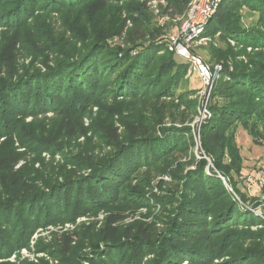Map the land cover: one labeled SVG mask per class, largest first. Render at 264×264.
<instances>
[{
	"label": "trees",
	"instance_id": "obj_1",
	"mask_svg": "<svg viewBox=\"0 0 264 264\" xmlns=\"http://www.w3.org/2000/svg\"><path fill=\"white\" fill-rule=\"evenodd\" d=\"M120 1L126 0H0V27L14 30L0 44V138L5 137L0 141V264H50L44 257L37 262L19 261L20 255L15 261L9 258L30 248L39 227L101 211L100 228L82 223L55 231L50 242L37 240V251L57 257L60 264H264V217L245 206L249 202L255 208L261 199L241 191L235 178L244 168L240 128L264 145V0H223L206 25V34L220 31L236 40V46L216 53L224 61L223 72L211 95L212 117L201 129L203 150L215 166L210 173L205 158L179 160L177 153L183 156L192 146L191 127L164 122L168 112L175 119V105L160 100L185 86L188 63L173 51L160 53L165 44L155 42L160 29L151 28L148 0H129V14L117 27L97 25L100 14ZM190 1L165 0L162 14L183 17ZM243 8L260 16L251 27L242 22ZM76 9L75 20L84 17L91 30L73 29L74 42L53 40L44 21ZM41 15L46 19L39 22ZM128 20L133 25L129 44L110 47L108 39L120 34ZM38 22L43 27L30 34ZM20 31L27 34L26 47L42 55V67L19 70ZM87 34L96 36L87 39ZM139 101L149 102L142 107L147 113ZM126 110L144 115L125 116ZM49 112L61 115L49 133L20 128L27 116ZM107 113V121L96 120ZM116 114L123 129L113 120ZM15 133L25 134L22 146L37 152L32 161L21 164L30 151L17 150ZM94 135L106 150L99 151ZM79 136H85V144L65 152L67 138ZM43 150L53 158L60 152L65 161L48 166ZM214 168L231 179L244 204ZM168 169L175 181L172 189L150 197L152 170ZM163 184H158L161 189ZM159 202L168 212L163 228L145 219L123 223L141 207L148 208L145 216L152 214Z\"/></svg>",
	"mask_w": 264,
	"mask_h": 264
},
{
	"label": "rangeland",
	"instance_id": "obj_2",
	"mask_svg": "<svg viewBox=\"0 0 264 264\" xmlns=\"http://www.w3.org/2000/svg\"><path fill=\"white\" fill-rule=\"evenodd\" d=\"M129 0L126 1H120L118 5H114L110 9L104 11L100 14L99 19L97 20V25H100L101 27L108 28L111 24H113L115 27H117L119 24V21L122 18H125L129 14ZM133 2V0H131ZM128 3V4H127ZM165 0H148V5L150 6V14H151V28L159 27L160 33L156 34L155 42L157 44H165V47L160 51V53H163L164 51H172L170 49L169 39L171 35H178L180 33V27L182 24L183 17L182 16H176V17H170L168 15L162 14L161 10V4H165ZM79 9L70 11V12H64L62 13H53L52 15H49L46 19V16H40L43 18H39L38 21H44V24L47 25L44 26L48 27L53 35V40H59L60 38H64L65 40H70L74 42L75 39H77L76 35L73 32L74 30H78L82 32V28L89 27L88 23L84 21V17H80L78 20H75V16ZM242 22L246 27H251L254 25L258 19L259 14L257 12H252L248 8L242 9ZM38 22V25H34L31 28L32 33H37L38 29L41 30L43 26L40 25ZM133 28L132 22L130 20L127 21L126 25L122 29L120 34H117L111 38L108 39V44L110 47L115 46H126L129 44V31ZM27 30V29H23ZM91 30V28H88V32ZM206 30V29H205ZM14 30L13 29H7L0 27V44L3 43L5 38L11 34ZM29 31V30H28ZM93 31V29H92ZM94 32V31H93ZM23 33V34H22ZM20 31V44H19V70H25L26 68H31L34 65H39L42 67L41 61L43 60L42 55H39V51H31L26 46V39L27 34L25 35V31ZM96 35L87 34V39H93ZM203 39L200 41H194L191 44V51L194 54H197L201 56L210 67H215L216 64H222L224 66V61L219 60L216 58V53L218 52V49H226L228 46H236V40L230 37H223L220 31H217L215 33L206 34L204 31L203 33ZM146 46L150 44L149 41L145 43ZM39 46V48H41ZM248 51H251L252 48L248 47ZM239 50V47H237L236 51ZM242 53V52H241ZM240 53V54H241ZM176 54V53H175ZM176 57L179 60L186 61L188 63L187 72L185 74V86L182 85L178 90L177 93L174 96H163L160 101H164L165 103H173L175 105V119H173V115L168 112L166 114L164 122L167 124H177L179 126L182 125H189L191 127V134H192V146L189 150V152L183 156L180 155V153H177L178 157H180L179 160L185 162V161H191L196 158H205L208 161V165L206 167V170L210 173V166L215 167L212 164V158L206 154V152L203 150L202 146V125L207 120H209L212 117V111L210 109V104L212 101V91L215 86V83L220 78L223 69H221V72L216 76V79L214 81L213 87L211 89V92L208 97L203 96V91L205 89L204 86V80L200 76V74L192 67L191 63L184 59L183 57L176 54ZM246 56L240 55L239 58H245ZM230 62V61H228ZM187 93L185 94V97L180 96V93ZM207 98V99H206ZM187 99L188 102H185ZM185 100V101H184ZM159 103V102H157ZM140 108L142 111L148 112V109H142L145 104H149L148 101H139ZM98 107H93V114L97 113ZM141 111L136 112H129L125 111V116L134 115L135 117H139ZM61 115L54 114L53 112H49L45 115H37L34 116H27L26 119L23 122V125L20 126L22 129H27L30 126H34L36 128V131L39 129H43L45 133H49V131H52L54 127L57 125L58 120L60 119ZM89 116H86V118H83V121L86 125H89L90 119ZM110 118V114H98L96 116V120L99 122H105ZM113 120L117 124H121L119 116L116 114L113 117ZM121 129H123V125H120ZM21 129V130H22ZM92 131L88 132V135H92ZM21 135L22 138H25V134L23 133H15L12 136V139L14 141L15 147H17L18 151H30L27 149V147L22 146L21 144ZM97 136L94 135V144L99 148V151H104L108 147L100 141ZM5 137L0 138V141H2ZM93 138V136H92ZM67 144L64 143V151H77L78 148L81 147L82 144H85L86 138L85 136H79L78 138H73V140L68 139ZM237 141L238 145L241 147L242 155L244 156V168L242 170V175H236V180L238 181V186L241 189V191L247 193L250 197H258V199H262L264 196L262 192V179L264 178V145H258L254 143L252 136L243 128H240V130L237 133ZM102 144V145H100ZM51 151L49 150H43L41 155L45 160L48 162V166H51V164H57L59 162L65 161L63 154L60 152H56L55 158L52 157ZM37 157L36 151H30L27 152V156L25 159L21 161V164L24 163L26 160L32 161L33 158ZM36 166H41V161L38 160L36 162ZM176 164L174 165V167ZM188 168L193 167L191 163H187ZM186 166V167H187ZM217 175L221 177L223 180L225 186L228 188V190L232 193L233 197L242 202V199L239 197L237 192L234 190L231 179L229 177H226L223 175L217 168H214ZM153 174V186L150 187L148 195L152 197L153 193L157 194H163L172 189L173 183L175 182L173 179V176L171 174V169H168L167 171L158 172L157 170H152ZM163 181V189L159 187V182ZM243 203V202H242ZM244 204V203H243ZM249 209H256L253 205H251L249 202L247 205H245ZM162 204L159 202L154 206L153 213L150 215H144L148 212L147 207H141L137 210V212L127 217L123 223L131 222L135 219H145L147 221H156L157 226L159 229L164 227L163 220L167 219L166 215L168 212H163ZM160 216L162 218L159 220ZM264 217V216H262ZM105 218V213L103 211L98 212L97 214H87V215H81L79 216L75 222H66L63 225H48L47 227H39L34 234L31 237V243L30 248H22L19 252H16L12 255L11 258H9L12 261H15L18 259L17 255H20V260L28 259L31 261L37 262L41 257L46 258L50 264H60V260L53 256L48 254L45 251L38 252L36 249V243L39 238H42L44 242H50L53 232L55 231H63V230H74L78 226H80L82 223L91 224L95 223L96 228H100L101 223L103 222ZM163 219V220H162ZM260 225H254L253 228L257 229ZM83 229H86L84 227ZM93 234V233H92ZM85 251H89L90 249L88 247L84 248ZM224 259V258H223ZM221 259V260H223ZM1 261V259H0ZM219 259H216V262H219ZM85 264H88L87 261H85Z\"/></svg>",
	"mask_w": 264,
	"mask_h": 264
},
{
	"label": "built area",
	"instance_id": "obj_3",
	"mask_svg": "<svg viewBox=\"0 0 264 264\" xmlns=\"http://www.w3.org/2000/svg\"><path fill=\"white\" fill-rule=\"evenodd\" d=\"M223 0H191L188 9L183 16L180 33L171 35L169 39L170 49L177 55L189 61L192 67L200 74L204 80L205 89L203 96L208 97L213 87L216 76L223 69L222 64H216L212 68L204 59L191 51V44L200 41L206 29L207 23L217 12ZM207 99V98H206ZM264 186V178L262 179ZM261 216H264V196L261 204L254 209Z\"/></svg>",
	"mask_w": 264,
	"mask_h": 264
}]
</instances>
